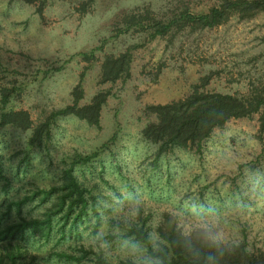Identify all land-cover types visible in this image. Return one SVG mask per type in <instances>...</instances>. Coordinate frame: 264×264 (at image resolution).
<instances>
[{"label":"rangeland","instance_id":"rangeland-1","mask_svg":"<svg viewBox=\"0 0 264 264\" xmlns=\"http://www.w3.org/2000/svg\"><path fill=\"white\" fill-rule=\"evenodd\" d=\"M221 2L0 0V95L4 88L10 92L0 113L25 109L33 126L46 122L49 128L37 146L29 142L32 129L0 125V213L10 210L9 223L20 213L27 219L52 215L47 234L29 228L19 237L26 264H93L90 253L79 260L57 254L80 255L81 245L99 249L109 264L150 257L115 222L139 208L151 212V227L162 211L175 212L186 231L207 225L224 242L245 235L249 245L264 249L262 108L228 119L191 148L160 152L141 135L155 119L146 105L183 98L196 85L264 94L263 6L249 16L232 11L212 26L185 17ZM160 24L169 26L166 32H156ZM124 52L129 74L101 81L104 57ZM78 85V105L107 92L97 125L57 113L73 103ZM69 168L90 208L72 230L71 217L46 211L64 191Z\"/></svg>","mask_w":264,"mask_h":264},{"label":"trees","instance_id":"trees-1","mask_svg":"<svg viewBox=\"0 0 264 264\" xmlns=\"http://www.w3.org/2000/svg\"><path fill=\"white\" fill-rule=\"evenodd\" d=\"M33 2L35 0H23ZM264 7V0H222L218 6H212L207 13L185 15L188 20L201 26H212L223 22L232 11L240 16H249L255 13L257 6ZM262 7V8H263ZM156 32H166L168 25L160 24ZM129 74V56L127 52L117 56L106 55L101 64V81H114ZM10 92L7 88L1 91L0 103L2 106L9 102ZM74 101L71 105L59 109L58 114L72 113L85 119L89 124L97 125L101 105L105 102L107 92L96 93L89 103L78 105L77 100L82 91L75 87ZM261 126L264 125V94L256 91L250 94H227L194 89L177 100L167 103L146 105L145 110L153 113L155 119L148 121L141 129L144 139L159 144V151L163 152L174 147L191 148L198 146L202 140L210 136L215 127L222 126L232 117H242L261 110ZM12 125L20 129H32L29 142L41 146L49 135L48 123L33 126L29 112L25 109H8L0 113V125ZM64 191L57 195L49 211L56 208L54 213L62 212V216L69 221V228H75L77 221L87 216L89 201L85 190L80 186L72 168L64 171ZM52 187L50 190H55ZM10 210L0 213V264H26V254L18 239L27 229L45 231L48 233L52 215L45 212L42 217L25 218L21 213L19 219L11 223L6 222ZM120 216H124L123 213ZM151 212L143 215L142 208L134 215L120 217L115 221L123 237L144 244L147 253L158 264H264V249L249 245L243 235L242 239L213 242L208 238L210 228L194 227L189 231L180 225L178 214L162 211L161 221L155 227L146 222ZM5 217V218H4ZM131 219V220H129ZM5 222H2V221ZM2 222V223H1ZM70 232V231H69ZM153 237L156 240L153 241ZM5 253H1L4 252ZM80 255L66 251H58V256L68 259H80L86 254L94 256L93 264H109L99 249L92 245H81ZM7 259V261H6ZM6 261V262H5ZM118 264H138L131 259L120 260Z\"/></svg>","mask_w":264,"mask_h":264},{"label":"clouds","instance_id":"clouds-1","mask_svg":"<svg viewBox=\"0 0 264 264\" xmlns=\"http://www.w3.org/2000/svg\"><path fill=\"white\" fill-rule=\"evenodd\" d=\"M205 229L207 230L208 226L204 225ZM208 238L212 240L214 243L218 242L221 239V234L213 235L210 232H208ZM137 251L136 248L133 249V252L135 253ZM138 264H158L157 261L152 260L150 257H140Z\"/></svg>","mask_w":264,"mask_h":264}]
</instances>
